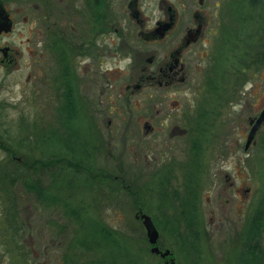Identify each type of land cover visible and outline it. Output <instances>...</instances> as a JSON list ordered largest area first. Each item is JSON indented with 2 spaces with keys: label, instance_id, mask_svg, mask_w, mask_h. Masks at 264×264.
Segmentation results:
<instances>
[{
  "label": "flooded vegetation",
  "instance_id": "1",
  "mask_svg": "<svg viewBox=\"0 0 264 264\" xmlns=\"http://www.w3.org/2000/svg\"><path fill=\"white\" fill-rule=\"evenodd\" d=\"M244 1L256 5L251 0H0L12 23L9 31L0 34V70L9 72L19 65L16 55L21 53L15 46L16 32H29V44L34 35H40L37 47L29 50V69L34 65L37 68L34 59H42L43 77L35 86L29 77V87L33 97L40 94L47 104L57 102V124H52L53 127L64 135L69 127L67 114H72L74 132L80 139L81 133H85L84 137L93 134L91 143L98 148V134L102 140V132H115L118 127L115 118H120L127 133L126 144L132 139L131 132L137 130L141 134L142 193L153 196L159 210L164 206L171 208L172 203L179 207V202H183L181 206H184L185 202H193L194 192L203 193L209 187L207 126L211 117L213 121L219 117L214 109L211 115L202 110L201 101L197 108L188 104L193 102L187 97L188 92L194 90L196 79L200 78L193 76V69H202L199 74L206 79L207 88L210 85L213 88L216 80L201 64L211 62V74L220 68L225 58L224 13L235 14L236 6L241 19ZM126 59L131 61L132 70H136L133 76L124 70ZM196 87L198 90L200 86ZM114 92L123 100L119 109L114 108ZM220 93L222 85L217 87L216 94ZM141 94L147 95L148 100L138 103L139 108L134 105L130 109L131 98ZM200 131L206 133L205 138ZM194 133L204 140H194ZM110 148V143L103 142L98 155L107 152L109 158ZM104 168H100L103 172L77 175L95 180L93 188L84 189L90 197L87 202L86 198L81 200L85 207L93 213L109 212L113 209L109 198L117 183L120 188L116 190L130 200L122 213L126 210L135 215L139 211L148 213L149 205H136L131 199L134 192L128 175L124 171L114 174ZM226 177L230 182L229 175ZM49 180L47 175V184ZM230 186L233 188L234 184ZM100 208L104 210L99 211ZM44 210L48 214L59 213L64 211V206L52 205ZM51 214L48 217L53 220ZM97 216L105 227L112 223L102 220L103 214ZM152 218L160 234L157 246L161 252L170 251L171 256L163 258L161 253H151L156 245H149L142 220L136 222L137 227L119 223L124 225L117 233L128 240L135 264H145L147 255L153 256L158 264H180L177 241L173 238V244L169 238L163 241L162 224ZM166 225L174 226V222L168 221ZM130 232L138 235L139 245L137 237L129 236ZM183 257L187 264H204L200 254Z\"/></svg>",
  "mask_w": 264,
  "mask_h": 264
},
{
  "label": "rangeland",
  "instance_id": "2",
  "mask_svg": "<svg viewBox=\"0 0 264 264\" xmlns=\"http://www.w3.org/2000/svg\"><path fill=\"white\" fill-rule=\"evenodd\" d=\"M243 3L245 4L242 8L243 17L241 19L236 6L233 7L235 14H229L226 11L223 16L226 24V28H224L226 37L222 53H225V58L220 68L222 70L224 64L228 67L223 79L217 76L215 79L217 86L211 88L210 85L207 88L206 79L199 74V70L202 69L198 70V67H195L193 76L200 78L196 79L198 83L195 84L192 92H188L187 96L189 99H193L192 103L188 102L192 108L199 107L198 103L201 101L200 108L207 111L209 115H211L212 109L216 111L215 113H219L217 120L213 121V117H211L207 126L208 141L205 146L210 157L209 187L203 193L200 190L197 192L199 193L197 204H201L199 210L205 232L202 242L205 252L201 254L204 264H241L240 261L236 263V257L240 254L242 246L241 232L252 211L262 199L264 200V129L258 137L257 145L251 144L249 152L246 151L247 137L252 126L250 125L251 119L258 117L264 109V32L262 31V38L256 37L259 33L258 24L261 30L264 28V6L262 8L259 5H248V1ZM56 18L57 13L54 19ZM25 26L29 27V25ZM40 38V35H34L31 44H29V32H16L14 35L15 46L21 53L16 55L19 65L9 72L0 70V133L13 137L15 143L13 142L12 145L15 148L18 142L29 140V129H34L32 125L27 129L29 120L32 119L33 122L37 120L39 123L36 122L43 127H47L48 123L57 124V102H48L47 104L45 98L42 95L40 97V94L33 97L31 95L33 92L29 87V77L32 86H35V83L37 85L43 77L42 59H34L37 68L33 64V69H29V61H31L29 50L35 49ZM259 47V52L254 53V50ZM233 48L235 53H233ZM130 63L131 61L126 59L123 66L124 70L133 76L136 70H132ZM210 64L211 62L203 63L201 66L207 73H210L209 76L214 77V73L211 74L212 69H209ZM218 85H222V94L220 93V95L216 94ZM196 86H200L198 90ZM204 86L206 89L203 88ZM38 87L42 88V85L39 84ZM143 100L147 101L148 96L141 94L131 98L130 109L134 105L139 108L136 105ZM206 100L208 101L205 104ZM121 101H123L122 98L118 99L114 92V108H121ZM115 120L118 124L117 130L111 133L102 132L103 139H100L102 143L106 141L111 144L109 158H106L107 152H105L99 156L98 161L113 173L124 171L128 175V182L132 184L134 192L131 199L136 205H149L146 208L147 212L156 218L155 221L161 222L163 241H165V238L168 239L167 232H165L167 227L165 220L168 219L163 216L162 211L155 208L154 197L148 193L144 195L140 189L142 167H144L143 154L139 149L141 134L137 130L131 132L132 139L126 144L125 135L127 133L123 131V124L120 118H115ZM22 123L26 124L22 125ZM103 129L105 130L106 127L104 126ZM200 132L205 138L206 133ZM193 138L200 142L204 140V138L199 139L196 133L193 134ZM27 146L29 147V142ZM18 152L17 157L29 155V149L25 151L21 149ZM4 157V150L0 149V161ZM225 175H229L230 182L227 181ZM149 179L151 176H148ZM230 183L234 184L233 188ZM114 187L120 188L117 183ZM149 189L152 188L149 187ZM21 195L18 218L24 224L22 235L19 237L22 250L27 253L32 264H63L59 243L61 241L65 243L69 239L65 240L63 235L58 236L56 227L51 228L46 223L49 220L54 222V225H62L65 222L63 212L52 213L53 220H51L48 217L50 213L48 214L43 208L38 207L32 194L22 191ZM83 199L85 202L90 199L89 192L84 190L79 192L77 200L81 202ZM109 201L113 205V209L107 213L103 211L95 213L96 216L103 214L101 219L108 222L111 220L112 223L109 224V227L113 226L116 231L124 225L119 226V223L122 222L129 223V226L136 225L134 212H130V210L121 212L125 203L127 204L130 200L124 198V195L115 189L114 193L110 195ZM2 205V200H0V264H12V254L5 243L9 238L7 239L2 234L4 222L6 223ZM129 208L132 209V205H129ZM174 211H177V206L172 203L171 209H167L165 214L172 218ZM180 227L183 230L186 226L182 224ZM66 230V237L70 238L74 232L68 233V228ZM130 231L133 229L130 228ZM129 236L137 237L138 235L130 232ZM169 243L173 244L171 238ZM136 244L139 245V237L136 239ZM130 245L135 247L133 242H130ZM9 248L12 249L10 244ZM183 256L179 255L181 261L179 263L187 264ZM83 258L87 260L84 256ZM145 264H158V262L153 256L147 255Z\"/></svg>",
  "mask_w": 264,
  "mask_h": 264
},
{
  "label": "trees",
  "instance_id": "3",
  "mask_svg": "<svg viewBox=\"0 0 264 264\" xmlns=\"http://www.w3.org/2000/svg\"><path fill=\"white\" fill-rule=\"evenodd\" d=\"M251 2L262 8L264 6V0H251ZM258 28L259 33L256 37L262 38L264 28L261 30L259 24ZM258 49L260 50V47L254 50V53L259 52ZM224 66L222 70L216 68L215 79L217 76L223 79L228 69L225 64ZM214 86H217L216 82H214ZM67 115L66 125L69 127L64 135L59 132L58 128L53 127L52 123H48L49 130L38 124V121L37 123L32 119L29 120L27 129L32 125L36 130L29 129V140L18 142L16 148L12 145L13 142L15 143L13 137L0 133V149H3L5 154L4 159L0 161V200L3 203L6 221L2 228V234L7 239L9 238L5 243L12 254V264H32L27 253L22 250L21 240H19L24 225L18 218L22 191L32 194L38 207L43 209L51 208L52 205L64 206L63 219L65 222L62 225H54L52 221L49 223L51 228L56 227L58 236L63 235L65 240L69 239L65 243L62 241L59 243L63 264H135L133 253L128 248V240L125 237L123 240L116 230L101 224L95 212L89 211L85 207V203L77 200L76 196L81 190L86 189L87 186L93 188L92 185L95 183V180L78 178L77 175L84 172H103L100 169L102 165L98 161L101 141L100 134H98L97 147H99L96 148L90 139L94 138L93 134L84 137L85 133H81L82 139H80L74 132L75 123L70 122L74 120L72 114ZM24 124L22 123V125ZM28 142L29 147L27 146ZM21 149L23 151L29 149V155L17 157L18 151ZM47 175L50 179L48 184ZM197 192H194L192 203L185 202L184 206H181L183 202H179V207H177V211H174V214L172 213V218L165 214V211L171 208L164 206L160 210L164 213L163 216L168 219L165 221L174 222V226H167L165 232L169 239L173 238L177 241L179 255L197 253L201 256L205 252L202 245L205 232L197 204L199 194ZM182 224L186 226L183 230L180 227ZM66 228L69 230L68 233L74 232L70 238L66 237ZM241 237L242 246L240 254L236 257V263L240 261L241 264H264V247L262 248L264 237L263 199L248 217ZM9 244L12 249L9 248Z\"/></svg>",
  "mask_w": 264,
  "mask_h": 264
},
{
  "label": "water",
  "instance_id": "4",
  "mask_svg": "<svg viewBox=\"0 0 264 264\" xmlns=\"http://www.w3.org/2000/svg\"><path fill=\"white\" fill-rule=\"evenodd\" d=\"M0 34L2 31H9L12 27L11 20H9V17L7 13L5 12L2 4H0ZM264 125V110L260 113L258 118L253 121V128L251 129L249 136H248V141L246 144V151L250 148L251 144H256V137L257 134L260 132L262 126ZM141 214V217H140ZM138 214L139 218L143 220V223L146 227L147 230V236L149 239V243L152 245H156L159 239V233L151 219L148 215H145L143 213ZM152 253H160L159 248L155 247L152 249ZM170 253H164L163 257L166 258L169 256Z\"/></svg>",
  "mask_w": 264,
  "mask_h": 264
}]
</instances>
